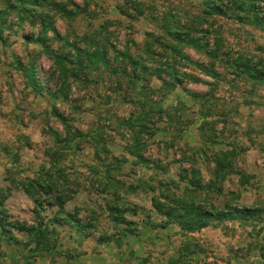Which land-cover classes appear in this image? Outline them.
I'll list each match as a JSON object with an SVG mask.
<instances>
[{
	"label": "rangeland",
	"instance_id": "1",
	"mask_svg": "<svg viewBox=\"0 0 264 264\" xmlns=\"http://www.w3.org/2000/svg\"><path fill=\"white\" fill-rule=\"evenodd\" d=\"M72 1L80 11L67 16L54 4L74 11L68 0H0V264H23L24 253H45L30 264H91L92 253L107 264H264V80L235 76L227 62L256 65L259 57L264 70V24L247 3L237 10L234 0H215L224 11L216 14L204 12L209 0H167L195 20L191 33L201 39L182 51L212 75L186 59L177 64L180 56L159 45L145 56L146 32L164 25L163 0ZM252 1L263 15L264 0ZM96 36L108 63L87 42ZM48 49L67 58L64 71ZM165 61L186 75L182 86L212 93L210 101L167 89L158 76L172 81ZM142 109L149 121L131 127ZM218 157L226 168L214 172ZM106 174L115 185L105 191ZM153 201L252 213L188 231L181 225L194 212L168 218ZM112 202L124 210L114 218Z\"/></svg>",
	"mask_w": 264,
	"mask_h": 264
},
{
	"label": "trees",
	"instance_id": "2",
	"mask_svg": "<svg viewBox=\"0 0 264 264\" xmlns=\"http://www.w3.org/2000/svg\"><path fill=\"white\" fill-rule=\"evenodd\" d=\"M29 1H33V0H27V2ZM40 1V0H39ZM164 2L162 4H167L168 6H163V12L166 11L165 15H164V25L162 26V28H159L158 30L154 31H147L146 32V35H147V38L146 40L144 41V48H143V52L144 54H146L145 56H155V54L157 52H155V46L159 45L160 46V49L161 51H165L166 53L168 52V50H170L171 52H175L174 54L175 55H178L180 56L181 59H179V61H176L177 64H182L180 60H182L183 62H186V60H188L191 65L193 66H198L200 67L201 69H203L201 63H198V62H193L190 58H188L187 55H185V53L182 51L184 50L185 47H194L196 48L198 46V44L196 42H198V40L201 39L200 36H196L194 35L193 33H191L192 31H197L199 28H195L194 27V22L195 20L192 19L191 16L188 15V13H186V10L180 8V7H176L173 5V3L171 2H168L167 0H163ZM233 1V0H232ZM69 3H71L74 7V11H69L67 8H66V5H61L59 3H55L54 6L57 7L63 14H67V16H72L73 13L75 12V10L77 11H80V8L76 5V3H74L72 0H68ZM234 2H236V6H235V9H239L241 10V8L244 7V4L247 3L248 4V10L251 11V12H254L253 13V18H254V23L258 24V23H262V25L264 24V14H262L261 10L258 9L259 5L256 4L255 1H252V0H234ZM39 2L36 3V5L38 4ZM207 6L206 9L204 10L205 13H216V14H222L224 11H222V9H220V7L218 6V4L215 2V0H209L207 2ZM137 6V5H135ZM122 13H126L125 11H121ZM128 16H133L132 14H128ZM152 16L155 18L157 17L156 14H153L152 13ZM184 17L186 19H188V24H189V27L188 25H185L183 23H181V18ZM197 18V17H196ZM156 19V18H155ZM201 19H203V17H200V22H198L199 24L201 23ZM160 30V31H159ZM201 31H204L202 28H201ZM53 32L56 34V31L53 29ZM100 34V32L98 33ZM57 35V34H56ZM85 38V37H84ZM87 38V37H86ZM91 39L89 41H87L88 43L90 42L91 44H93V48H96L98 45L100 47V51H101V57L100 59L104 62V63H108L109 59H108V56L104 54V52L106 51V46L102 45L101 42H100V37H95V41ZM108 45H110L112 48L114 47L111 43H110V40H107L106 41ZM89 43V44H90ZM98 48V47H97ZM96 48V49H97ZM75 50H76V53H81L82 52V48L81 47H75ZM49 51V49H48ZM51 56L56 58V62L58 63L61 71H64V68L62 67V62L67 61V58L63 55H61L60 53L58 52H52V51H49ZM210 52V51H208ZM118 54V53H117ZM142 56V55H141ZM144 56V55H143ZM130 57L129 59L132 58V55L129 54ZM140 58V57H139ZM212 58H214V56H212ZM84 59L86 60V54L84 55ZM186 59V60H184ZM227 61V60H226ZM89 62V61H88ZM230 66H232L233 68V74L235 72V76H240V75H247L250 79H252V81L254 83L256 82H261L264 80V70H263V67L260 66V64L262 63V60L261 58L258 57V62L257 64H250V62L248 60L246 61H240V60H237V61H227ZM184 64V63H183ZM140 71L141 70H144V69H147V66L143 63L142 64V61L138 62L137 63ZM77 66H80L82 68L85 67V69H88V66L89 64L87 62H85L83 60V58H79L78 61H77ZM106 66H109L106 65ZM164 66L166 67L165 69V72L167 73V75L169 76L170 79H172V81H168L166 79H164V77H161L159 75V71H158V76L160 77V79L162 80V84H164L165 86H167V89H170L172 87V89L174 87H181L183 89V91H186L189 93L190 96H192L193 98L195 99H198V100H203V102H209L210 99L213 97V94L212 93H203V94H199V93H191L188 89H186L184 86H182V83H183V80H182V77H186L185 74H179L178 73V67L175 68V64L174 65H170L167 61L164 62ZM239 68V71L237 73L236 68ZM115 70V68H113ZM163 70H161V72H163ZM206 73L208 74H216L214 73L213 71H211L210 69H207L206 67L203 69ZM134 73L133 75L134 76H131L132 78H137L138 75L137 73L135 72L136 70L134 69L133 70ZM150 74H154V73H150ZM70 75H72L74 78H77L78 75L76 74V72H72L70 73ZM188 76H192V75H188ZM68 75L63 77L65 80L67 79ZM220 77H217L216 80H219ZM246 80H247V77H245ZM192 79L196 82H204L202 81L199 77H192ZM212 84V83H210ZM32 86L34 88H37L38 89V86L35 85V83L33 82L32 80ZM212 90V88H210ZM143 102L147 101V97H145L144 99H142ZM209 107V106H207ZM160 110H158L159 112ZM202 113V118L204 119V122L206 124H208L211 120L209 119L212 115H211V111H208V109H206V111H201ZM142 114L144 115H139L138 118H137V122L138 124L137 125H131V127H144L143 124L146 123V121H149V115L148 114H145V111H143L142 109ZM57 116L61 119V120H64V118L60 115L57 114ZM208 119V120H207ZM205 125V124H204ZM146 130L148 128H145ZM152 130V129H151ZM78 134V131L76 132ZM144 159V158H143ZM223 160L222 158H215L214 159V169L215 171L214 172H221L223 171L225 167H223ZM106 177V180H105V191L107 190V186L110 187V188H113L112 186H114L115 184L113 183V178L112 176L109 174H106L105 175ZM181 180H184L185 179V176H182L180 177ZM114 182L115 183H122V181H118V180H115L114 179ZM188 184L189 185H194V184H198V181H194V180H191L189 179L188 181ZM196 186V185H195ZM128 187V186H127ZM131 187V186H130ZM140 186L139 185H135V188H139ZM198 187H202L204 188L203 186H198ZM186 188V187H185ZM210 189H206L205 191H209ZM218 191H220V189L218 188L217 189ZM115 195H118V192H115ZM167 195H163V197H166ZM56 198H60V196H55ZM114 197V196H113ZM115 199V198H113ZM208 199H204L203 200V203H208ZM50 204V201H46V204ZM110 204V205H109ZM107 203V209L108 211L110 212V217L111 218H114L115 217V214H120V213H123L124 210H120L118 209L116 206H119V205H116L115 207L113 202L112 203ZM112 204V205H111ZM210 205V209L213 208V210H208V209H204L203 207L199 206V205H194V203L192 202H186L184 204H177L178 208L177 209H173L169 207V205H166V207L164 206V204L162 203H159L158 201H153V206L155 207V209L157 210V213L161 214V215H164L165 217H172V215L176 212V213H182L181 215L179 216H183V213H190V212H194V214H196L198 217L195 219H193L192 223H187L186 224V227L184 225H181L182 228L188 230V231H191V230H194L196 228H200V227H204L206 226L210 220H222L224 218H228V217H231V216H242V217H245V216H249L248 214H251L252 211L250 210H247V208L245 207H234V209H232V211H229L228 210H224V208H221V209H218L216 207H211V204H208ZM165 208V209H164ZM215 209V210H214ZM113 210H114V213H113ZM187 211V212H186ZM186 216V215H185ZM184 216V217H185ZM199 219H203V221H201L200 224L198 223H195L196 221H198ZM68 219H64L63 217L59 218L58 221L62 222V221H67ZM69 222H72L74 221L73 218L70 217V220H68ZM183 222H189V221H183ZM90 226V224H89ZM197 226V227H196ZM83 228H85L84 225H82ZM33 230L35 232H38V228H33ZM32 229L30 230L31 234L33 235L34 234V231ZM35 235V234H34ZM33 235V236H34ZM43 237L44 235H39L38 237H34L35 240H37V242L39 243V245L42 243L43 241ZM45 253H24V263L23 264H30V261H34L38 255H44ZM13 264H18V263H13Z\"/></svg>",
	"mask_w": 264,
	"mask_h": 264
},
{
	"label": "crops",
	"instance_id": "3",
	"mask_svg": "<svg viewBox=\"0 0 264 264\" xmlns=\"http://www.w3.org/2000/svg\"><path fill=\"white\" fill-rule=\"evenodd\" d=\"M164 229L169 230V227L168 228H164ZM94 241H96L95 238H94ZM101 256H102V253H92V258L94 260V263H91V264H107V260L106 259H105V263H103V260H102ZM109 264H113V263H109Z\"/></svg>",
	"mask_w": 264,
	"mask_h": 264
}]
</instances>
